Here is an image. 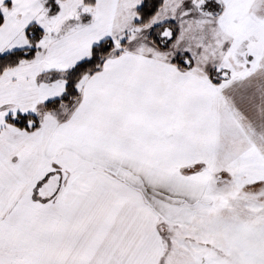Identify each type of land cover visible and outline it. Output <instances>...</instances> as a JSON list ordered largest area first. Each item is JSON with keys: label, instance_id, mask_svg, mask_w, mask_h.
Masks as SVG:
<instances>
[{"label": "snow or ice", "instance_id": "obj_1", "mask_svg": "<svg viewBox=\"0 0 264 264\" xmlns=\"http://www.w3.org/2000/svg\"><path fill=\"white\" fill-rule=\"evenodd\" d=\"M0 264H264V0H0Z\"/></svg>", "mask_w": 264, "mask_h": 264}]
</instances>
